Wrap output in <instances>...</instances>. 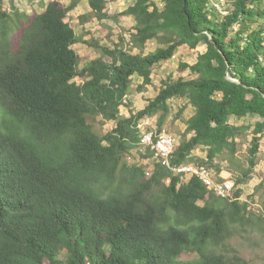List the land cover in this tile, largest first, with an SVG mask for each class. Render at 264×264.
Returning a JSON list of instances; mask_svg holds the SVG:
<instances>
[{"label": "trees", "instance_id": "trees-1", "mask_svg": "<svg viewBox=\"0 0 264 264\" xmlns=\"http://www.w3.org/2000/svg\"><path fill=\"white\" fill-rule=\"evenodd\" d=\"M36 1L43 9L30 15L11 13L0 0V264H264L230 251L234 236L256 220L264 232V207L258 213L241 200L264 138V0H225L226 13L217 0H161L162 8L136 0L119 14L135 20L129 45L122 37L114 47L84 39L66 21L82 0ZM110 1L89 0L80 21L111 18ZM151 40L158 47L146 54ZM80 42L100 54L84 66L74 48ZM202 42L207 50L181 67L191 78L163 80L143 109L120 117L134 76L143 91L157 65ZM173 98L195 111L172 164L220 173L216 160H227L238 186L232 197L198 176L178 186L161 163L149 173L128 161L139 122L160 113L163 130ZM249 115L261 120L243 163L237 138L251 125L230 118ZM98 117L117 124L102 134ZM198 148L205 158L194 154ZM185 251L195 257L183 259Z\"/></svg>", "mask_w": 264, "mask_h": 264}, {"label": "rangeland", "instance_id": "rangeland-1", "mask_svg": "<svg viewBox=\"0 0 264 264\" xmlns=\"http://www.w3.org/2000/svg\"><path fill=\"white\" fill-rule=\"evenodd\" d=\"M45 1L49 2L50 0ZM59 1L65 5L70 3V0ZM135 1L136 0H111L107 5V11L111 15V18L103 20L94 18L86 23H82L79 19L80 15L91 11L89 0H82L76 9L69 13L66 21H68L77 34L84 37V39H98L102 44L114 47L117 44L123 43L122 37H124L126 39L124 44L129 45L130 35L134 29L135 20L131 15L119 14L126 10L129 6L133 5ZM156 1L161 8L164 6V3L161 0ZM4 6L11 13L18 8L19 11H24L30 15L33 14L34 11H41L43 9L40 3L36 0H4ZM222 8L223 10L225 9L224 7ZM18 38L19 30L17 29L13 36L14 43L17 42ZM157 47V41L151 40L147 43L145 53L147 54L152 52ZM74 48L82 57V66H84L89 60L100 55L95 48L84 42L74 45ZM206 50L207 44L205 42L200 43L195 49L188 45L181 46L171 59L160 63L154 68L152 73L153 81L143 91L138 90V85L143 82V79L137 75L134 76L131 94L125 100L127 104L121 107L120 117H128L130 116L131 111L137 112L143 109L149 101L155 98V96L159 93L163 80H175L180 77H184L186 79L191 78L193 75L189 69L184 71L181 70L182 64H193L197 61L198 56ZM133 52L139 53V50L134 49ZM77 81L81 82V78L78 77ZM169 103L170 113L167 116L162 129L172 134L179 143L186 130L185 119L193 115L195 109L194 106L184 98H173L169 101ZM159 117L160 113H157L154 116L146 118L149 120L151 127L157 128L159 127ZM259 120H261L260 117L253 115L243 118L232 116L230 118V122L233 124L251 125V128L244 131L242 135L237 138L239 142L237 155L240 159H242L243 163L247 162V153L252 140V129L254 124ZM116 124L117 121H109L105 123L100 117H98L95 121V129L104 134L114 128ZM198 149L200 150L199 152H204V154L207 151L205 148ZM131 151L132 153L130 154L132 162H141L147 169L153 165V160L150 157H146L144 154L138 152L137 147L133 148ZM216 162L221 167L224 177L234 181L236 190V187L238 188L236 185V178L230 170L228 161L218 158ZM214 169L216 170L217 168L215 167ZM241 187L244 190L241 200L248 201L250 203V209L256 210L260 213L264 207V138L261 141L260 150L257 154V165L252 173V176L247 183L243 184ZM253 224L254 225L248 226L246 229L241 230L240 233L234 236V238L230 241V251H237L252 263H260L264 262V232L260 229V221L256 220ZM181 257L183 259H190L195 257V254L185 251L182 253Z\"/></svg>", "mask_w": 264, "mask_h": 264}, {"label": "built area", "instance_id": "built-area-1", "mask_svg": "<svg viewBox=\"0 0 264 264\" xmlns=\"http://www.w3.org/2000/svg\"><path fill=\"white\" fill-rule=\"evenodd\" d=\"M222 1L217 0L215 6L222 13H226V10L222 8L224 7ZM138 134L140 138L139 144L132 147L128 154V161L130 163H138L131 161L130 153H132L131 150L133 148L137 147L138 152L144 155L148 154L150 151L152 154L150 158L153 160V165L148 169L146 168L147 172L151 173L155 164L161 163L173 171L174 176L178 178V186L188 183L194 176H198L209 189L214 190L219 196L225 198L233 196L235 190L234 181L224 177L221 173H217L214 168L199 165L195 162L172 164L171 155L178 143L172 134L165 130L158 131L157 128L151 127L147 118L139 122ZM170 181L171 178H168L167 182Z\"/></svg>", "mask_w": 264, "mask_h": 264}, {"label": "crops", "instance_id": "crops-1", "mask_svg": "<svg viewBox=\"0 0 264 264\" xmlns=\"http://www.w3.org/2000/svg\"><path fill=\"white\" fill-rule=\"evenodd\" d=\"M199 151H200L199 149L195 150V151H194V154H195V155H198V156H200V157L205 158L206 155H207V151H206L205 154H204V152H199ZM221 174L224 176L223 172H222Z\"/></svg>", "mask_w": 264, "mask_h": 264}]
</instances>
